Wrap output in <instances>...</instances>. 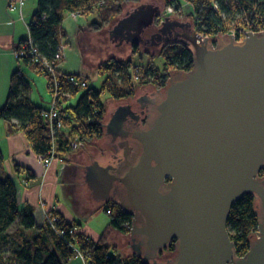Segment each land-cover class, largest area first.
<instances>
[{
	"label": "water",
	"instance_id": "water-1",
	"mask_svg": "<svg viewBox=\"0 0 264 264\" xmlns=\"http://www.w3.org/2000/svg\"><path fill=\"white\" fill-rule=\"evenodd\" d=\"M160 10L157 0L131 8L96 45L127 55L129 45L158 46L167 37L189 49L193 69L170 75L158 103L145 99L155 113L144 129H124L127 118L137 120L129 106L113 110L104 136L121 157L105 165L108 156L95 155L84 183L94 201L131 217L132 253L147 264H264V32L242 41L218 36L212 45L177 32L189 26L169 16L144 42ZM244 195L258 201V237L237 257L227 221ZM172 242L174 257L159 261Z\"/></svg>",
	"mask_w": 264,
	"mask_h": 264
},
{
	"label": "trees",
	"instance_id": "trees-1",
	"mask_svg": "<svg viewBox=\"0 0 264 264\" xmlns=\"http://www.w3.org/2000/svg\"><path fill=\"white\" fill-rule=\"evenodd\" d=\"M164 0L165 7H173V13L182 17V7L188 10L187 18L197 23L200 33L215 38L227 35L234 30L237 36L240 31L264 30V0ZM127 2L139 0H37L35 13L28 24L29 38L39 55L48 63L57 66L62 61L59 57L65 37L62 22L66 14L79 13L89 17L94 13L98 21L88 22L86 29L90 33H98L108 27L113 20L123 12ZM230 4V5H229ZM233 6L236 12L242 14L241 25L236 28L227 27V22L219 15ZM225 10V11H224ZM229 19V18H228ZM26 41V40H25ZM20 47V45H19ZM16 49V51L19 49ZM132 54L137 55V45L131 46ZM149 59L145 66H133L131 62H119L109 59L105 64L97 67V74L103 77L100 91L86 88L75 107H63L67 99L61 97L58 108L62 113L63 129L50 136L48 123L42 118L44 109L35 106L30 100L31 86L27 82L23 71L16 70L11 74L9 89L5 104L0 108V120L9 125L10 131H22L37 157L46 156L54 143L55 161H66L65 157L71 153V143L75 138L83 146H90L93 142L104 137V116L106 109L101 101L103 93L113 100L132 97L137 88L153 85L164 88L168 74L184 73L193 69V57L184 47L172 46L161 48L157 57L162 59L160 69L154 59L156 56L146 53ZM24 65L33 72L48 78L39 63L32 62L29 57H19ZM65 75V74H63ZM67 76V75H65ZM63 81V79H62ZM60 92L75 97L81 91L62 83ZM64 159V160H63ZM3 161L0 151V164ZM16 172H24L27 178L33 175L24 168L15 167ZM259 177H264V170ZM103 211L110 218L108 227L97 238H92L81 232V225L74 218L51 210L48 214L56 218L54 227L44 220L41 227L37 226L31 208L19 209L18 195L12 178L0 179V246L10 242L12 247V264H68L75 257V250L79 251L87 264H147L133 253L129 256L110 254L108 239L112 231L129 234L130 230L124 224L131 225L132 219L111 201L102 203ZM258 201L252 195L242 196L231 208L227 221V231L234 242L237 257L244 256L254 239L252 233L258 225ZM16 227L10 234V230ZM35 231L34 235L27 232ZM59 232H63L60 235ZM173 243L170 251L174 252ZM0 264H8L0 248Z\"/></svg>",
	"mask_w": 264,
	"mask_h": 264
},
{
	"label": "crops",
	"instance_id": "crops-1",
	"mask_svg": "<svg viewBox=\"0 0 264 264\" xmlns=\"http://www.w3.org/2000/svg\"><path fill=\"white\" fill-rule=\"evenodd\" d=\"M31 4L33 7L32 12H30L31 10L28 7H25L26 5L16 11L9 8L8 0H0V108L5 104L9 80L11 74L16 70L23 71L27 82L30 84L32 90L29 96L35 106L46 109L51 103L48 79L33 72L28 66L15 58L16 49L29 38L28 24L31 20L30 17L36 11L35 4L37 7V0H31ZM66 15L71 17L69 14ZM25 30H27V34H25ZM83 32H88L86 26ZM62 69L63 65L57 64V71L60 74L71 75ZM63 107L67 106L63 105ZM97 141L101 142V139ZM86 148L88 146L81 145L76 150L82 149V151L75 158L69 160L65 157L66 161L63 159L64 161L61 163L55 161L46 170L38 157L33 153L25 134L22 131H10L9 125L0 120V151L3 157V161L0 164V179L9 177L15 182L20 210L25 207L31 208L34 218L38 213L44 217L45 213H49L51 210L60 212L67 217L74 218L81 225V232L92 238H97L108 227L110 221L104 219L102 232L96 231L91 225L94 220L93 218L101 216L98 213L103 206L102 203L92 199L91 193L84 183V167L88 164L84 156V149ZM100 148L103 149L104 145ZM104 154L106 156L101 157L106 159L107 152ZM16 166L29 171L33 175V178L28 179L27 174L24 172H16ZM70 166H77L80 171L83 169V185L85 187L80 189L83 192V201L80 203L76 197H71L68 200L63 197L64 186L62 185V176L65 175V170ZM72 187L76 191L77 186L72 185ZM78 195L76 194V196ZM86 211L89 217L83 218L84 216H79L85 214ZM77 218H80L81 221L78 222ZM43 224L44 220L42 224L37 223V226L41 227ZM74 258L80 262L77 264H84L83 259L79 257Z\"/></svg>",
	"mask_w": 264,
	"mask_h": 264
},
{
	"label": "rangeland",
	"instance_id": "rangeland-1",
	"mask_svg": "<svg viewBox=\"0 0 264 264\" xmlns=\"http://www.w3.org/2000/svg\"><path fill=\"white\" fill-rule=\"evenodd\" d=\"M144 1L146 0H139L138 3L137 2H127L123 6L122 14H124L125 12H127L133 7H137L139 4H142ZM149 1H154V0H149ZM157 1L161 7V13L163 15V12H165V10H167L168 8L165 7L164 0H157ZM210 2L213 4V6H215L216 4L215 1L210 0ZM24 5H26L25 7H28L31 10L30 12H32L33 7L31 4V0H27V2ZM185 7L186 6L182 7V13L184 15L181 18H187L186 15L188 13V10ZM230 7L231 8L229 10L227 11L224 10L225 12L220 14L219 16L227 22V27L229 28H236L237 26L240 27L242 14L236 12L233 6H230ZM35 8H36V4H35ZM173 10L174 8L172 7V11L170 12L171 14H168L166 16L167 17L169 16L177 17V15L173 13ZM118 18L113 20L112 23L108 27L104 28L101 32H98V33L83 32L84 27L87 25L88 22H91V21L97 22L99 20L97 13H94L89 17L80 16L78 17V19H74V20L70 16L65 15L63 19L62 29L64 31L65 37L62 40V44L64 45L63 52L65 53V57L63 59L64 60L63 62H59V65H63V69H62L63 71L68 72L69 74L77 78L84 79L86 81L87 88L89 89L91 88L96 91L101 90V86L103 83V77L99 76L96 70L100 64H105L111 58L119 62H131L133 66H137V65L145 66L149 61L146 53H149V54L156 56L154 61L160 69L162 68V59L157 57L161 48H157V47L149 48V47L140 46L139 53L137 55H133L131 47L129 45V54L115 56L113 52L96 45V43L110 29V27L116 22ZM25 34H27V30H25ZM80 91L81 92L75 97H72V98H69V96L64 97L65 99H68V100L66 102H63V105L75 107L79 98L85 92V89H82ZM101 101L104 104L105 109H106V114L104 116L105 123H107L114 109H116L119 105H123L124 103H126L124 101L117 102L113 100L106 93H103L101 95ZM102 140L103 139H101V142L95 141L90 146H88V148L84 149L85 150L84 156L86 159V163H88L95 155H98L100 157L106 155L104 153L107 152L106 150L108 148L106 146H104L103 149L100 148L102 146L101 144ZM81 151L82 149L71 151V153L66 155V158L71 160L75 158V156ZM39 161L41 162L40 159ZM62 185L64 186V192H63L64 199L68 200L71 197H76L79 203L83 201L82 199L83 192L82 190H80L82 189V187H85L83 185V169L80 171L79 167L77 166L68 167L65 170V175L62 176ZM72 185L77 186L76 191H74V188L72 187ZM76 194H79V195L76 196ZM98 214H100L101 216L93 218L94 220L91 225L96 231H101V230L103 231L104 219L107 221L108 220L110 221V218L103 211V209H101ZM79 216L80 217L84 216L83 218L89 217V215L87 214V211L85 212V214H82ZM35 219L38 224H42L44 217L38 213L35 215ZM77 221L80 222L81 219L77 218ZM15 229L16 227L12 228L10 230V234H12L15 231ZM27 234L29 236L34 235L35 231L34 230L29 231L27 232ZM108 243L111 247L110 249L111 255L116 254V255L124 257V256H129L132 254V250L130 247L131 245V235L130 234H125V233L117 232L116 230H114L110 234ZM0 248L2 252L4 253V258L7 261V263L12 264L13 262L11 261L12 259L11 238H10V242L6 243L5 245L4 244L1 245ZM166 255H169V253L164 254L162 259L159 258V261H163V259H166ZM172 255L173 253L171 254V256ZM77 263H80V262L76 260L75 258H73L69 261L68 264H77Z\"/></svg>",
	"mask_w": 264,
	"mask_h": 264
},
{
	"label": "built area",
	"instance_id": "built-area-1",
	"mask_svg": "<svg viewBox=\"0 0 264 264\" xmlns=\"http://www.w3.org/2000/svg\"><path fill=\"white\" fill-rule=\"evenodd\" d=\"M26 0H8V6L11 10H20L22 9V7L24 6ZM168 9L165 10V12L158 15V20L157 22L159 24H161V22L163 21V19L166 17V15L171 14L170 12L172 11V7H167ZM216 5L214 6V9H216ZM72 19H78V17L80 16L79 13H73L70 14ZM251 31H240V34L237 36V34L234 32V30H232L231 32H229L227 35L232 34L237 41H242L245 38V33H249ZM253 32V31H252ZM264 32L263 29H257V31H254L253 33H262ZM19 57H29L31 59L32 62L35 63H39L41 65V68L44 69L46 75H48V90L51 96V103L49 105L48 108L44 109L41 113L42 118L48 123V128L50 131V136L52 138H54V135L56 133H59L62 129V113H61V109L58 108V102L59 100H61V97H66V94H63L60 92V88L62 83H66L69 84L71 87L78 89V90H82V89H86L87 88V84L86 81L84 79L81 78H77L75 76L72 75H63L60 74L57 71V66H55L54 64H50L48 63L45 59H43L39 53L37 52V50L34 48L32 41L30 38H28L26 41L22 42L19 49L15 52V58H19ZM60 59H64V52H63V47L60 51V54L57 56ZM63 79V81H62ZM82 144L79 142V140L77 138L74 139V141L71 143V149L72 150H76L78 149ZM54 143L52 142V148L51 150L48 152V156H42V157H38L41 160V163L44 167V169H49L53 162H54V155H55V150H54ZM43 160V161H42ZM58 162H62L61 160H59ZM107 214H110V211L107 212ZM44 220L47 221L51 226L54 227V222L56 221L55 217H52L50 214L45 213L44 215ZM124 227L131 229V225L129 226V224H124ZM258 230L256 228V230H254V232L252 233V235L258 237ZM57 233H60V235L63 234V232H59L57 231ZM75 257H79L81 259H83L82 254L75 250ZM84 260V259H83ZM84 264H87L84 261Z\"/></svg>",
	"mask_w": 264,
	"mask_h": 264
},
{
	"label": "flooded vegetation",
	"instance_id": "flooded-vegetation-1",
	"mask_svg": "<svg viewBox=\"0 0 264 264\" xmlns=\"http://www.w3.org/2000/svg\"><path fill=\"white\" fill-rule=\"evenodd\" d=\"M160 13H161V10L159 11L158 15ZM158 15L154 18V25L152 26V28L154 29V31H152V33H149V34H147V32L149 31L148 29L144 31V33L142 35V37L144 39V42L146 40H149L150 36L152 34L156 33L158 31V29L160 28V24L157 22ZM165 18H169V17L166 16ZM169 20L172 21L173 23L174 22H179V23H182V24L185 23V24H187L189 26V28H182V29H180V28L177 29L176 28L175 30L177 32H179V33L182 32V31L192 32L194 34L200 35L202 37V39H207L210 42V44L216 45L217 37L211 38V37L202 35L200 33L199 27L197 26V23L194 22L191 18H181V17L177 16L176 19H170L169 18ZM165 38H167V37H163L161 39L160 45L153 46V47H157V48H171L172 46H180V47L186 48L189 51V49L187 47H185V46H183L181 44L175 43L173 40L164 41L163 39H165ZM172 38H174V36H171L170 37V39H172ZM134 45H137L138 48L140 46H145V47L151 48V46H150L149 43L146 44V45H145V43H144V45H142V44H140V45L134 44ZM184 73H187V72H184ZM184 73H177V75H182ZM170 75H176V73H174V74H172V73L168 74V79H169V76ZM163 89L164 88H159V89L158 88H155L153 85L141 86V87L137 88L135 94L132 97L115 100L117 102H120V101L126 102L123 105H119L118 107H120V106H129L130 109H131V111H132V113H133V116L134 117H137V120H135V118H127L126 121L124 122V129H126V130H128L130 132H133V131H136V130L144 129L146 127V125L149 123V121L154 116V113H155V105H152L151 106L149 104H145V106H143L144 105V102H145V99L147 98L146 100H149L150 102H156V103H158L159 102V94H161L163 92ZM113 113H114V111L111 113V116H112ZM104 139H106L105 142L108 145L107 146V148H108L107 149L108 150L107 151V156H108L107 159L108 160L105 163V165H106L108 163L109 164L113 163L115 161L114 160V157L120 158L122 153H121V151H118L117 153L115 152V150L113 149V145L110 144V137L104 136ZM114 145H116V144H114ZM94 160H95V158H94ZM262 179H264V177H262ZM168 181L169 180H167L166 182H168ZM131 227H132V222H131ZM168 253H169L170 256L169 255H166V259H163V262L164 261H167V260H170L171 258H173L174 257V254H175V251L174 252H171L170 250H166V251H164V252H162L160 254V257L159 258L162 259V257L164 256V254H168ZM172 253H173V255L171 256Z\"/></svg>",
	"mask_w": 264,
	"mask_h": 264
}]
</instances>
